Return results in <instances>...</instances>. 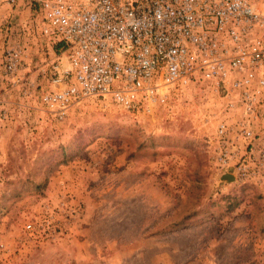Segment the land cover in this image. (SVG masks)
I'll list each match as a JSON object with an SVG mask.
<instances>
[{
	"label": "rangeland",
	"instance_id": "rangeland-1",
	"mask_svg": "<svg viewBox=\"0 0 264 264\" xmlns=\"http://www.w3.org/2000/svg\"><path fill=\"white\" fill-rule=\"evenodd\" d=\"M35 10L0 0L24 46L5 76L0 32V264H264V165L243 140L223 165L214 137L237 96L178 88L153 115L91 98L59 119L40 102L57 53Z\"/></svg>",
	"mask_w": 264,
	"mask_h": 264
},
{
	"label": "built area",
	"instance_id": "built-area-1",
	"mask_svg": "<svg viewBox=\"0 0 264 264\" xmlns=\"http://www.w3.org/2000/svg\"><path fill=\"white\" fill-rule=\"evenodd\" d=\"M34 3L39 36L57 53L40 99L49 113L62 119L96 98L125 112L153 115L178 88L223 89L237 96L229 108L240 110V120L218 122V159L227 165L235 141L243 140L248 157L264 165V0ZM0 32L6 44L2 69L14 79L24 46L10 42L11 27ZM236 166L245 178L248 163Z\"/></svg>",
	"mask_w": 264,
	"mask_h": 264
},
{
	"label": "water",
	"instance_id": "water-1",
	"mask_svg": "<svg viewBox=\"0 0 264 264\" xmlns=\"http://www.w3.org/2000/svg\"><path fill=\"white\" fill-rule=\"evenodd\" d=\"M223 180H226L227 182L233 181V177L231 175H224Z\"/></svg>",
	"mask_w": 264,
	"mask_h": 264
},
{
	"label": "trees",
	"instance_id": "trees-1",
	"mask_svg": "<svg viewBox=\"0 0 264 264\" xmlns=\"http://www.w3.org/2000/svg\"><path fill=\"white\" fill-rule=\"evenodd\" d=\"M59 48H60V45H57V46L55 47L56 50H58Z\"/></svg>",
	"mask_w": 264,
	"mask_h": 264
}]
</instances>
